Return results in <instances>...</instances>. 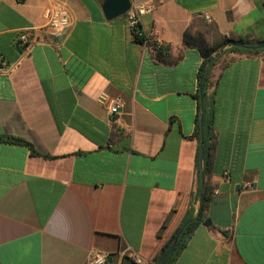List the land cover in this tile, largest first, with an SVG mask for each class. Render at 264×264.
Wrapping results in <instances>:
<instances>
[{
	"label": "crops",
	"instance_id": "obj_1",
	"mask_svg": "<svg viewBox=\"0 0 264 264\" xmlns=\"http://www.w3.org/2000/svg\"><path fill=\"white\" fill-rule=\"evenodd\" d=\"M151 1L145 43L104 0H0V135L23 141L0 140V264H86L94 249L135 264L126 247L154 264L204 183L205 219L169 264H264V52L224 45L204 64L184 42L204 22L264 38V0ZM55 2L71 18L59 44L43 16ZM203 66L206 175L193 136ZM101 91L122 100L118 113Z\"/></svg>",
	"mask_w": 264,
	"mask_h": 264
},
{
	"label": "trees",
	"instance_id": "obj_2",
	"mask_svg": "<svg viewBox=\"0 0 264 264\" xmlns=\"http://www.w3.org/2000/svg\"><path fill=\"white\" fill-rule=\"evenodd\" d=\"M193 24H190L189 27L184 32V42L186 44L196 45L202 55L204 56V64H211L213 61L212 54L218 50H220L224 45H230L231 50L236 52H250L256 55H260L264 52V38H238L234 39L223 35L219 32L217 25L213 22H204L203 27L195 31L194 37L191 36L193 33ZM235 43H241L242 46H238ZM200 71H203L202 81L200 83V89L203 95V107L201 109V100L199 91L196 93V99L198 101V113L196 115V126L193 133V136L198 141L197 153H196V166L200 168L201 163L203 164L204 175L209 173L210 163H211V152L213 148L212 138H213V127H212V117L207 114L205 111V98H206V86L209 78V69L201 68ZM200 115L202 116V122L200 121ZM0 140L6 141H14V142H23L22 140L12 137V136H2L0 135ZM26 143V142H25ZM203 194H202V202L198 212L193 214V207L190 202L189 207L186 210V213L181 220L180 224L176 227V229L172 232L170 238L162 245L156 258H154V264H159L163 255L169 248L173 239L177 237V243L173 250V252L168 257L165 264H169L173 255L178 252L182 247L185 246L188 238L190 237L193 230L196 228L198 224H200L205 219V209L206 202L208 200V191L209 187L204 183L203 185ZM196 197V196H195ZM193 200V199H192ZM192 218V220L182 229V231L178 234L181 226L188 220Z\"/></svg>",
	"mask_w": 264,
	"mask_h": 264
},
{
	"label": "built area",
	"instance_id": "obj_3",
	"mask_svg": "<svg viewBox=\"0 0 264 264\" xmlns=\"http://www.w3.org/2000/svg\"><path fill=\"white\" fill-rule=\"evenodd\" d=\"M154 3L151 0L131 3L129 8L125 11L124 16L128 27L132 33L142 42H147L145 30L141 26V18L152 11ZM45 19V28L48 31L49 38L53 39L59 44L66 36L70 25L71 18L68 7L62 2H55L46 7L43 12ZM28 33L26 30L18 35L17 41L20 44H25L28 41ZM5 70L4 63L0 60V71ZM98 102L104 104L111 115L118 113L123 105L119 97H111L105 91H101L97 96ZM226 175V174H225ZM124 254L130 257L135 264H149V261L138 254L130 247H126ZM110 254L99 250H91L88 254L86 264H109Z\"/></svg>",
	"mask_w": 264,
	"mask_h": 264
},
{
	"label": "water",
	"instance_id": "obj_4",
	"mask_svg": "<svg viewBox=\"0 0 264 264\" xmlns=\"http://www.w3.org/2000/svg\"><path fill=\"white\" fill-rule=\"evenodd\" d=\"M103 6H104V13L105 16L107 18H113L116 16H121L125 13V11L129 8L130 6V2L129 0H104L103 2ZM238 46H242L241 43H235ZM218 55V53L216 54ZM200 100L201 103L203 101V97L202 94L200 93ZM200 121L202 122V116L200 115ZM202 174V171H201ZM192 220V218L188 219L180 228L178 234L182 231V229ZM177 237L178 235H176V237L173 239L172 243L170 244L169 248L167 249V251L165 252V254L163 255L161 261L159 264H165L168 257L170 256V254L173 252L176 243H177Z\"/></svg>",
	"mask_w": 264,
	"mask_h": 264
}]
</instances>
